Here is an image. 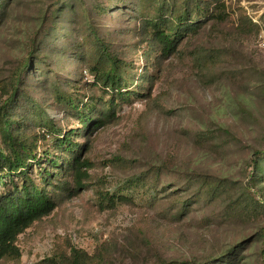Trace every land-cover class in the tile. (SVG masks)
<instances>
[{"label":"rangeland","instance_id":"obj_1","mask_svg":"<svg viewBox=\"0 0 264 264\" xmlns=\"http://www.w3.org/2000/svg\"><path fill=\"white\" fill-rule=\"evenodd\" d=\"M140 2L7 5L0 23V107L20 88L24 96L15 113L28 108V95L57 130L79 132L73 141L88 178L76 192L50 188L57 208L19 236L21 258L1 264H65L74 251L88 255L90 264L207 263L236 247L234 264H264V178L258 173L264 149V0L203 5L206 17H190L202 22L199 29L183 33L168 55L148 41ZM91 22L126 63L131 97L120 100L114 120L98 127L92 124L106 112L103 102L118 96L95 83L86 56L78 55L91 49ZM29 58L36 67L18 86L17 70ZM58 86L79 105L98 102L102 112L89 127L59 104ZM31 121L25 128L42 160L31 174L37 179L47 168L45 154L62 164L72 156L56 150V131ZM66 183L75 187L73 176ZM203 183L215 189L213 198H200Z\"/></svg>","mask_w":264,"mask_h":264},{"label":"trees","instance_id":"obj_2","mask_svg":"<svg viewBox=\"0 0 264 264\" xmlns=\"http://www.w3.org/2000/svg\"><path fill=\"white\" fill-rule=\"evenodd\" d=\"M11 1L0 0V23L5 16L7 5ZM139 1H141L140 12L142 16L146 14L147 18L143 22V28L145 34H149L147 35L149 37L148 41L152 42V46L158 47L165 55L171 54L175 50L176 44L183 33H195L199 29L202 22L196 18L192 21L190 18L192 14L196 12L204 18L207 14H205L206 8H203V5L222 6V0ZM63 10L55 11L54 19ZM152 12H154V16L151 15ZM57 22L55 21V23ZM89 29L90 34L86 40L87 43L91 42L90 48L92 50L86 49V52H88L86 54H84V51L79 50L78 55L81 56V59L86 56L89 71L92 73L95 83L103 87L107 94H117L118 96L103 102L106 104V112L92 124L93 127H98L114 120L116 118L115 107L118 106L120 100L127 101L131 97L128 91L129 84L125 76L127 73L125 69L126 63L120 61L106 42L98 36L96 29L92 26V22L89 25ZM84 45L87 46L86 44ZM39 62L44 63L40 60ZM35 67L32 58L21 62L17 70L16 82L18 86L23 84V78L30 75V72ZM13 90L14 92L8 95L0 107V188H7L9 185L12 187V189L8 188L5 191H0V264L7 259H20L21 252L17 245L19 236L35 222L49 216L57 208L53 194L49 192L50 188L56 186L57 190L62 189L64 193L72 190L76 192L78 188L80 189L83 186V181L88 178L87 171H84L86 166L80 162V158L77 156L76 151H78L80 146L73 141L79 132L62 133L61 130H57L51 124L46 111L38 108L34 102L30 101L28 95L25 104L28 108L15 113L20 109L18 102L24 95L20 93V88L14 87ZM56 90V100L59 104L68 108L75 116H81L82 124H84L85 128L89 127L93 121L92 116L100 111L98 110V102L93 100L90 101L91 103L81 102V105H79L74 98L64 96L59 86ZM29 118H32L31 122H35L38 127L43 126L47 130L56 131V138L58 139L56 150L66 153L68 157L72 156L70 160L67 159L62 164L60 160L58 161V159L50 157L49 154H45L43 158L47 161V168L41 167L42 169L37 174V179L43 183V187H40L37 179L31 176L32 172H34V164L38 166L42 160L38 157L35 137H31L29 127L25 128L26 121ZM259 156L260 160L258 163L261 164V167L258 173L261 174L259 177L264 178V149L259 152ZM53 170L58 172L56 177H52ZM68 176H73L75 187L66 183ZM204 184L202 185L203 189L200 193V198H213L215 189L212 187L205 188ZM182 211L186 210L183 209ZM237 255L238 249L236 247L218 261L207 263L162 261L158 264H234L237 261ZM262 258L264 259V250ZM87 259L88 255L74 251L73 260L65 264H90Z\"/></svg>","mask_w":264,"mask_h":264}]
</instances>
